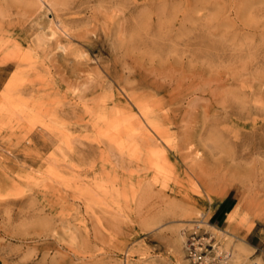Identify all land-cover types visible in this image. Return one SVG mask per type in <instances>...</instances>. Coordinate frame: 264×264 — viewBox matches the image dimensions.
<instances>
[{
    "label": "rangeland",
    "instance_id": "obj_1",
    "mask_svg": "<svg viewBox=\"0 0 264 264\" xmlns=\"http://www.w3.org/2000/svg\"><path fill=\"white\" fill-rule=\"evenodd\" d=\"M4 63L0 264H264V0H0Z\"/></svg>",
    "mask_w": 264,
    "mask_h": 264
},
{
    "label": "bare ground",
    "instance_id": "obj_2",
    "mask_svg": "<svg viewBox=\"0 0 264 264\" xmlns=\"http://www.w3.org/2000/svg\"><path fill=\"white\" fill-rule=\"evenodd\" d=\"M136 28V27H135ZM141 30V29H140ZM29 57V56H28ZM20 73H21V69H16V70H14L11 74H10V76H9V78H8V80H7V82H6V84H5V86H4V90H3V94L4 95H6L7 97H10L12 94H14L15 93V90H16V87H17V85H18V83H19V77L21 76L20 75ZM138 101V100H137ZM140 101V100H139ZM130 105V104H129ZM131 107V106H130ZM145 109V108H144ZM122 110V109H121ZM117 111V110H116ZM131 111V110H130ZM142 111H144L143 109H142ZM119 112V111H118ZM126 112H128V110L126 111ZM160 113V112H159ZM152 115V114H151ZM106 116V115H105ZM147 116H149V115H147ZM115 118V117H114ZM101 119V118H100ZM104 119V118H103ZM110 119V118H109ZM98 120V119H97ZM108 120V119H107ZM119 120V119H118ZM125 120V119H124ZM123 119H122V123L123 124H125L126 123V121H125V123L123 122L124 121ZM114 122V121H113ZM119 122V121H118ZM121 122V121H120ZM128 122V121H127ZM144 122V121H143ZM158 122H160V121H158ZM93 123V122H92ZM151 123H153V122H151ZM115 124V123H114ZM114 124H113V126L111 127L112 129H113V127H114ZM116 124H117V122H116ZM157 124H159V123H157ZM161 124V123H160ZM95 125H96V123H95ZM120 125H122L121 123H120ZM120 125H119V127H120ZM138 125V124H137ZM163 125V124H162ZM116 126H118V125H116ZM129 126V125H128ZM154 126V125H153ZM152 126V127H153ZM158 126V129H159V127H161V125L159 126V125H156V127ZM124 127V126H123ZM138 127V126H137ZM137 127H136V129H134L133 128V130L135 131V130H137L138 131V129H137ZM155 127V126H154ZM153 127V128H154ZM156 127H155V129L154 130H156ZM130 128V127H129ZM139 128V127H138ZM114 129H116V128H114ZM117 129H119V128H117ZM163 129H165V128H163ZM162 129V130H163ZM123 130H124V128H123ZM126 130V129H125ZM128 130V129H127ZM149 130V129H148ZM152 130V129H151ZM129 131V130H128ZM134 131H130V132H134ZM110 132H111V130H110ZM156 132V131H155ZM165 132H167V130L165 131ZM129 133V132H128ZM135 133V132H134ZM139 133V132H138ZM143 133V132H142ZM118 134V133H117ZM137 134V133H136ZM158 134V133H157ZM163 134H164V131H163ZM162 134V135H163ZM139 135V134H138ZM138 135H136V136H138ZM159 135V134H158ZM160 135H161V132H160ZM168 135H169V133H168ZM113 136V135H112ZM115 136V135H114ZM132 136H134L133 134H132ZM136 136H135V138H136ZM156 136V135H155ZM154 136V137H155ZM160 137V136H159ZM174 137V136H173ZM117 138V137H116ZM125 138V137H124ZM141 137H139V139H140ZM149 138V140H151L150 138L151 137H148ZM156 138V137H155ZM171 138V137H170ZM169 138V139H170ZM142 139V138H141ZM163 139V138H162ZM145 140H146V138H145ZM168 140V139H167ZM167 140H166V142H167ZM138 141V140H137ZM142 141H144V139H142ZM153 141V140H152ZM151 141V142H152ZM159 141V140H158ZM164 141H165V139H164ZM161 142V141H160ZM154 143V142H153ZM168 143H170V141L168 142ZM134 144V143H133ZM148 144V143H147ZM135 145H137V144H135ZM147 146V145H146ZM150 147V146H149ZM155 150H154V149ZM159 147H153L152 146V148L150 147L149 149H151L150 151V153L152 154L153 153V151L155 152H157V150L159 151V149H158ZM147 149V148H146ZM153 149V150H152ZM164 150V149H163ZM189 150V149H188ZM149 152V151H148ZM159 152H161V151H159ZM155 153L154 155H159L160 157H161V159H162V154H163V152L164 151H162V154H160V153ZM165 153V152H164ZM159 156H157V158L159 157ZM152 157V156H151ZM164 157H166L165 156V154H164ZM163 157V158H164ZM148 158V157H147ZM154 159V161L152 162V159H151V162L152 163H154V162H156L155 161V158H153ZM166 159V158H165ZM161 161V160H160ZM167 160H165V162H166ZM149 162H150V158H149ZM164 162V161H163ZM159 163V162H158ZM155 165L157 164V162L156 163H154ZM160 164V163H159ZM166 164V163H165ZM164 164V165H165ZM149 165H151L150 163H149ZM155 165H152V166H154L155 167ZM160 165H162V164H160ZM168 165V164H167ZM166 166V165H165ZM158 167V166H157ZM161 167H163V166H161ZM167 167V166H166ZM155 169H156V167H155ZM154 170V169H153ZM157 170H159V169H157ZM154 171H156V170H154ZM161 173H162V171L161 170H159ZM167 171H169V170H167ZM171 171V170H170ZM156 173H158L159 174V172H157L156 171ZM164 174V173H163ZM168 175V174H167ZM170 175V174H169ZM170 177V176H169ZM158 181V180H157ZM234 210H237V207L234 209ZM178 230V229H177ZM183 233V232H182ZM178 236V235H177ZM182 238V235H179V238L178 239H181ZM177 239V238H176ZM177 239V241L179 242V241H181V240H178ZM176 241V242H177ZM177 242V243H178ZM180 244V243H179ZM181 244H182V242H181ZM217 250H220V249H217ZM233 252H234V250L233 249H228L227 250V252L223 255V257H222V259H221V261H222V264H232V260H234V257H233ZM204 258H205V260H209L208 258V256L207 255H205L204 256ZM230 259V261H228Z\"/></svg>",
    "mask_w": 264,
    "mask_h": 264
},
{
    "label": "built area",
    "instance_id": "obj_3",
    "mask_svg": "<svg viewBox=\"0 0 264 264\" xmlns=\"http://www.w3.org/2000/svg\"><path fill=\"white\" fill-rule=\"evenodd\" d=\"M198 244L199 243L194 239V237L189 239L187 243L188 254L196 263L208 264L209 260H205L204 258V256L206 255L205 251L202 248H199L200 246H198Z\"/></svg>",
    "mask_w": 264,
    "mask_h": 264
},
{
    "label": "crops",
    "instance_id": "obj_4",
    "mask_svg": "<svg viewBox=\"0 0 264 264\" xmlns=\"http://www.w3.org/2000/svg\"><path fill=\"white\" fill-rule=\"evenodd\" d=\"M5 66H6V63L0 64V90L2 89L3 85L5 84L6 80L8 79V77L12 71L11 70L10 73L6 72V74H4L5 73ZM8 73H9V75H8Z\"/></svg>",
    "mask_w": 264,
    "mask_h": 264
}]
</instances>
